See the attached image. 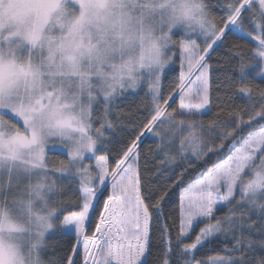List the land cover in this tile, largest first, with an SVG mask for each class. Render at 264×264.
I'll return each instance as SVG.
<instances>
[{
  "label": "snow or ice",
  "instance_id": "snow-or-ice-1",
  "mask_svg": "<svg viewBox=\"0 0 264 264\" xmlns=\"http://www.w3.org/2000/svg\"><path fill=\"white\" fill-rule=\"evenodd\" d=\"M0 264H264V0H0Z\"/></svg>",
  "mask_w": 264,
  "mask_h": 264
},
{
  "label": "trees",
  "instance_id": "trees-1",
  "mask_svg": "<svg viewBox=\"0 0 264 264\" xmlns=\"http://www.w3.org/2000/svg\"><path fill=\"white\" fill-rule=\"evenodd\" d=\"M213 3H215V0H213ZM215 57L213 58V63L215 62ZM179 74V62L177 61V63L175 65L172 66V70L169 72L168 75V79H171L173 76H178ZM216 75L222 76V73H217ZM215 79V76H214ZM168 80L165 81V83L167 84ZM215 111V109H214ZM174 200L178 201V193L177 195L173 198ZM49 241L50 243H56V237L55 236H50L49 237ZM68 242L67 238H64L63 240H60L59 243L61 244H66ZM215 245H210L208 246V248L203 249V254L207 255L210 254L211 248L214 247Z\"/></svg>",
  "mask_w": 264,
  "mask_h": 264
}]
</instances>
